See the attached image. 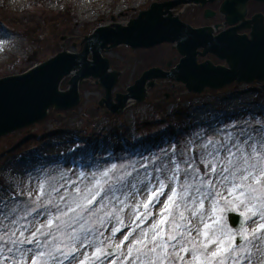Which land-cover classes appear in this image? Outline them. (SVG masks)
Instances as JSON below:
<instances>
[{"label":"snow or ice","instance_id":"obj_1","mask_svg":"<svg viewBox=\"0 0 264 264\" xmlns=\"http://www.w3.org/2000/svg\"><path fill=\"white\" fill-rule=\"evenodd\" d=\"M258 115L239 131L209 125L188 140L191 154L97 161L75 180L41 169L19 193L0 181V264H264ZM222 205L244 209L245 224H222Z\"/></svg>","mask_w":264,"mask_h":264},{"label":"rangeland","instance_id":"obj_2","mask_svg":"<svg viewBox=\"0 0 264 264\" xmlns=\"http://www.w3.org/2000/svg\"><path fill=\"white\" fill-rule=\"evenodd\" d=\"M161 1L167 0H0V77L25 72L58 52L59 44H64V50L71 53L78 51L83 37L96 27L126 25L152 2ZM221 2L214 0L203 6L187 3L176 6L171 12L194 27L219 23L218 28L212 27L215 34L227 27L222 24L223 15L217 11ZM247 7L248 15L260 8L264 10V4L252 1L247 2ZM206 8L215 10V15L204 18ZM60 13L63 16L59 17ZM175 45V42H163L148 49L119 45L102 51L101 55L109 59L113 68L121 70L114 91L124 90L150 64L166 68L165 62L171 60V66L175 65L180 58ZM28 57L33 59L27 60ZM205 59L216 65L225 64L210 53L197 56L198 62ZM84 82H81L82 100L77 105L48 113L42 120L0 137V181L5 186L11 185L17 193L21 189H36L37 178L43 176L41 169H55L53 175L56 176L68 171L75 180L85 170L82 165H94L97 161L101 164L105 160L146 162V157L171 153L176 148V139L180 146L177 151L182 149L191 154L198 146L188 145V140L209 125L230 130L236 125L235 131H239L245 121L254 124L256 119L262 118L258 114H264V81L231 83L186 95L182 83L156 80L143 101L131 103L118 115L98 106L101 90ZM165 94H168L167 99H164ZM157 102L163 104L162 112L152 106ZM200 109L204 110L198 117ZM145 121L157 123L147 131L143 127L148 126ZM122 143H127L126 149ZM119 147L121 150L114 152ZM66 164L70 168L66 169ZM94 170V167L88 169ZM229 207L246 219L244 209ZM225 209L222 205L220 222L230 228L224 218Z\"/></svg>","mask_w":264,"mask_h":264},{"label":"water","instance_id":"obj_3","mask_svg":"<svg viewBox=\"0 0 264 264\" xmlns=\"http://www.w3.org/2000/svg\"><path fill=\"white\" fill-rule=\"evenodd\" d=\"M207 1L213 0L153 2L125 26L96 28L85 37L78 53L63 50L24 73L0 78V136L41 120L50 106L68 109L75 105L78 102L77 84L84 78L98 79L105 91L99 104H105L113 113L121 111L129 99L142 101L147 88L153 86L157 78L181 81L187 91L195 93L205 87L218 89L233 81H264L263 15L257 13L245 19L248 0H224L221 3L219 11L225 15V23L233 26L214 36L211 27L192 28L177 16L173 17L170 11L182 3L205 4ZM212 15L211 10L204 11L205 17ZM242 28L250 29L249 36L237 33ZM165 41L177 43L176 49L182 56L179 62L169 70L159 67L144 70L127 88V93H116V102H112L111 89L119 72L109 71V62L101 56V51L119 44L133 49ZM199 48L201 52L197 51ZM208 52L225 60L227 66L213 65L209 60L196 62V55L203 56ZM88 53H91V59H87ZM72 71L68 89L60 91V80ZM225 217L234 230L244 224L243 216L231 208L225 210Z\"/></svg>","mask_w":264,"mask_h":264},{"label":"trees","instance_id":"obj_4","mask_svg":"<svg viewBox=\"0 0 264 264\" xmlns=\"http://www.w3.org/2000/svg\"><path fill=\"white\" fill-rule=\"evenodd\" d=\"M58 16H59V17H60V16H63V14L60 13ZM58 16L55 15V19H58ZM55 19H50V20H51V21H55ZM46 21H47V24H50L48 18L46 19ZM42 29H44V28H42ZM35 41H37L36 38H35ZM153 63H154V61H153ZM157 63H158V62L156 61L155 64H157ZM151 65H154V64H150L149 66H151ZM84 83L87 84V82H84ZM88 86H89V85H88ZM152 105H153L154 109H155L157 112H160V111L163 110V104H162V103L157 102V103H154V104H152ZM137 124H139V122H137ZM145 124H147L148 126L144 125L143 127H145V128L147 129V131H150L151 128H152V125H154L155 123H153V122L147 123V122L145 121ZM136 126H137V127H140V125H136ZM136 131H137V130H136ZM177 145H179V144H178V141L176 140V141H175V146H174V147H176V149L178 150L180 146H177Z\"/></svg>","mask_w":264,"mask_h":264},{"label":"bare ground","instance_id":"obj_5","mask_svg":"<svg viewBox=\"0 0 264 264\" xmlns=\"http://www.w3.org/2000/svg\"><path fill=\"white\" fill-rule=\"evenodd\" d=\"M130 103H131V100H129V101L127 102V104H130ZM203 110H204V109H200V110L197 111V116H198V117L200 116V114H202Z\"/></svg>","mask_w":264,"mask_h":264},{"label":"flooded vegetation","instance_id":"obj_6","mask_svg":"<svg viewBox=\"0 0 264 264\" xmlns=\"http://www.w3.org/2000/svg\"><path fill=\"white\" fill-rule=\"evenodd\" d=\"M260 12V11H259ZM264 14V13H263ZM241 32H248V30H243V31H241Z\"/></svg>","mask_w":264,"mask_h":264}]
</instances>
